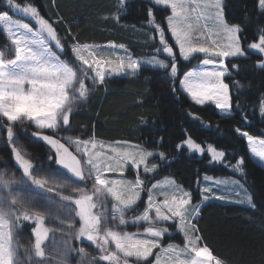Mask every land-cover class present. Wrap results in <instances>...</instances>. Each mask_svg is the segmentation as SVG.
<instances>
[{"label": "snow or ice", "instance_id": "1", "mask_svg": "<svg viewBox=\"0 0 264 264\" xmlns=\"http://www.w3.org/2000/svg\"><path fill=\"white\" fill-rule=\"evenodd\" d=\"M146 2L149 5L147 23L159 33V44L162 52L170 58L168 62L157 55L133 58L125 45L110 42L103 48L73 43L71 52L74 60L79 62L73 63L65 55V46L57 30L35 5L5 0L8 12H20L23 19L14 20L8 12L0 14V35H4L9 42L0 48V118L7 122L6 132L10 143H15L14 126L27 122L38 130L33 131L32 135L50 146L54 155H48V173L40 175L33 171V164L18 147L11 148L23 175L18 180L5 179L0 173V264H49L45 259L44 243L50 231H59L70 238L63 241L62 247H53L56 264H70L72 253L79 256L76 264H98V261L106 264H139L141 261L153 264L149 258L154 255V249H160L155 253L154 264H225L214 257L207 246L198 247L202 237L196 220L200 215L201 204L193 202L190 190L167 178L148 188L138 171L134 180L124 178L126 165L130 166L129 170H138L143 165L145 173L155 172L158 164L149 161V158L158 155L160 161H167L164 152L157 153L142 145H132L127 140L105 145L95 136L82 139L63 135V132L71 129L72 115L87 103L89 89L86 82L89 80L92 85H97L116 76L136 77L142 65L161 70L170 68L169 75L173 82L178 78V60L174 48L154 19L153 5L170 9L167 26L180 58L188 62L199 58L198 54H203L201 68L187 71L179 80V91L186 93L195 105H214L222 116L230 117L233 105L229 85L224 82V78L244 71L237 60L255 54L256 67L264 71V27L257 26L256 38L248 43L247 48L243 47L247 39L243 35L245 25L251 23V13L246 4L235 5L240 16L233 17L236 21L233 22L228 19L226 12L228 0ZM134 3L135 0H118L115 18L119 20L121 15H127ZM255 6L259 9V15L264 16V0H256ZM29 20L37 26L36 29ZM69 35L72 33L69 32ZM117 47L124 49L123 55L107 51ZM156 51L159 53L161 48L158 47ZM13 53L14 58H11ZM228 58H232L230 67L226 64ZM236 84L237 87H243L239 81ZM172 91L177 92L178 89L173 86ZM259 112L264 118V100L260 102ZM242 118L247 122L246 113ZM236 131L245 138L251 155L258 158L254 162L264 167V164L259 163L264 162V139L254 138L239 128ZM162 140L161 137L160 142ZM183 145L192 152L203 151L191 138L177 145L178 149L182 150ZM207 151L212 164H223L233 172L244 175L243 157L231 164L225 161V151L211 145ZM52 163L58 167L51 169ZM108 173H117L119 178H110L106 175ZM89 180L93 181L90 189L87 187ZM204 180L211 181L213 178L205 175ZM197 183L199 186V181ZM221 183L238 185L234 195L241 199L237 202L246 201L255 207L250 195L242 196L244 185L240 181H214L216 185ZM12 185L23 188L13 190ZM30 186L42 191H24ZM162 187H167L170 194L164 192V199L158 202L153 190ZM145 191L147 200L143 202L141 212L139 202L141 193ZM199 191L201 201L213 197L217 200L232 199L231 196L214 193L207 183ZM44 193H54L59 200L44 196ZM109 197L112 201L110 207ZM46 215L54 216L65 227H46ZM23 222L34 224L31 230L34 245L26 247L21 257L20 244L18 240L14 241V232L23 230ZM169 222L174 225L176 232L183 235V248L173 243L162 247V238L173 234V229L166 226ZM142 223L146 225L142 232L126 230L129 224L139 226ZM73 236L76 240H86L95 246L99 252L98 258L93 255L86 260L89 253L84 246L79 249L71 247ZM110 244L114 245V250L109 247ZM33 254L38 259L34 260ZM181 254H185L184 259L179 258Z\"/></svg>", "mask_w": 264, "mask_h": 264}, {"label": "trees", "instance_id": "2", "mask_svg": "<svg viewBox=\"0 0 264 264\" xmlns=\"http://www.w3.org/2000/svg\"><path fill=\"white\" fill-rule=\"evenodd\" d=\"M17 2L35 5L40 14L53 24L65 46L67 59L73 63L76 62L68 49L73 43L123 44L136 56L154 50V42L149 38L151 34L154 36L153 30L146 29L149 5L145 0H135L127 15H121L119 20L115 18L118 0ZM236 4H246L251 13V23L245 25L243 33L247 38L243 44L247 45L256 38L257 26L264 27V16L259 15L256 0H228L226 12L230 20L240 16ZM153 10L154 19L162 23V18L158 17L162 12L159 9ZM5 12H8L5 0H0V13ZM8 14L17 16L14 11ZM5 44V36L0 35V48ZM197 63L199 62L194 60L179 63L175 82L168 69L148 67H142L136 77L116 76L97 85L86 82L89 98L72 115L69 132L73 136H95L97 140L108 142L127 140L148 150L164 152L168 159L160 161L156 157L158 167L149 176L150 180L154 182L168 176L185 190L192 192L193 202L201 204L196 224L202 237V245L207 246L213 256L223 260L225 264H264V168L250 158L245 140L235 131L239 128L253 136L264 137V118L259 112L260 102L264 100V71L256 67L255 54L237 60L244 71L224 78V82L229 85L233 105V114L224 117L212 106L195 105L179 91L178 81L181 75ZM226 64L230 67L232 58L227 59ZM236 81L243 87H237ZM173 86L178 89L177 92L172 91ZM244 113L247 114V122L242 118ZM144 121L147 123H143ZM0 125L5 130L6 123L0 120ZM33 131H36L35 128L27 122L25 125L16 124L13 128V140L32 153L36 165L49 166L48 155H53V152L32 135ZM187 138L199 145L208 143L225 151V161L231 164L243 157L244 175L232 173L230 167L223 164H212L206 154L198 157L188 153L185 146L182 150L178 149L177 145H182ZM12 155L10 142L6 137L0 144V170L5 165L14 166ZM50 167L56 168L54 163ZM204 175L240 178L255 207L248 203L217 200L214 197L200 202L197 182ZM144 196L145 194L142 197Z\"/></svg>", "mask_w": 264, "mask_h": 264}, {"label": "rangeland", "instance_id": "3", "mask_svg": "<svg viewBox=\"0 0 264 264\" xmlns=\"http://www.w3.org/2000/svg\"><path fill=\"white\" fill-rule=\"evenodd\" d=\"M145 1H146V0H145ZM153 8H154V9H159V10L162 12V13H159V16H158V17H161V18H162V23H160V22L157 21V20H155V21H156V23L159 24V25L161 26V28L164 30L165 38H166V40L168 41V43H169L171 46H173V48H174V52H175L176 57H177V60H178V66H179V63H182V61H184V60H183L182 58L179 57V50H178V48L175 46L174 40H173V38H172V36H171V33H170V31L168 30V26H167V16L171 14L170 9H166L163 5H161V6H154V5H153ZM258 10H259V9H258ZM14 12H15V11H14ZM15 13H16L17 16H16V17H15V16L13 17V16L10 15V18H12V19H14V20H21V19H23L22 14H21L20 12H15ZM0 14H4V13H0ZM158 17H156V18H158ZM154 18H155V17H154ZM28 22L31 24V26H32L34 29L37 28V26H36L31 20H29ZM145 25H146V24H145ZM148 27H150V28H148ZM146 29H147L148 31H149V29L153 30L154 36L150 33L151 35L149 36V38L154 42V44H153V45H154V50H152V51H150V52H148V53H146V54H144V55H142V56H136V55L134 54V52H133L131 49H129L128 47L125 46L126 49H127L128 52L133 56V58H136V59H142V58H146V57H149V56H152V55H157L158 58H160V59H164L165 62H168V61L170 60V58H168V57L166 56V54H164V53L162 52V46H160V44H159V33L156 32V30H155L154 27L149 26L148 23H147V28H146ZM5 38H6V37H5ZM8 43H9V42L7 41V44H8ZM109 43H110V42H109ZM109 43H106V44H89V45L101 46V48H103V46L108 45ZM111 43H112V42H111ZM114 44H116V43H114ZM71 45H72V44H71ZM71 45L68 46V47H69L68 49L70 50V52H69V53H70V56H71V55L73 56V54H72V52H71ZM81 45H83V44H81ZM116 45H120V44H116ZM9 46H10V45H9ZM247 46H248V44H247V45H244V44H243V47H244V48H247ZM158 47L161 48V51H160L159 53H157V51H156ZM107 51H109V52H115V53H118V54H121V55L124 54V49H120L119 47H117L116 49H107ZM198 56H199V58H193V59H191L190 61H193V60H194V61H197V62H199V63H197L196 66L190 68L189 70H199V69L201 68V66H202V59H203V54H198ZM11 58H14V53L12 54V57H11ZM73 58H74V57H73ZM228 59H231V58H228ZM190 61H188L187 63H189ZM75 62H76L77 64L79 63V62H77V61H75ZM142 67L152 68V67L149 66V65H142L141 68H142ZM156 69H158V68H156ZM178 69H179V67H178ZM166 70H167V69H166ZM168 70L170 71V68H168ZM189 70H186L185 72H183V74L181 75L180 79L183 78V75H184L187 71H189ZM138 72H139V71H138ZM180 79H179V80H180ZM87 83H91V81L89 80V81H87ZM178 88L180 89L179 81H178ZM181 92H182V91H181ZM182 93H183V92H182ZM183 94L187 97V94H186V93H183ZM187 98H188V97H187ZM188 99L190 100V98H188ZM190 102H192V101L190 100ZM192 103H193V102H192ZM207 105L212 106V107L218 112V114L221 115L220 112H219V110L216 109L214 105H210V104H207ZM197 106H199V105H197ZM204 106H205V105H204ZM232 114H233V111H232ZM221 116H222V115H221ZM0 120H2L3 122H5L6 125H7V122L4 121L2 118H0ZM6 125H4L5 130H4V129L1 127V125H0V144L3 143V142L5 141V138L7 137ZM30 125H31V124H30ZM31 126L34 127V125H31ZM34 128H35V127H34ZM35 130L38 131L37 129H35ZM235 131H236V129H235ZM241 131H243V130H241ZM236 133H237V131H236ZM237 134H238V133H237ZM63 135L67 136V135H71V134H70L69 131H66V132H64ZM238 135H239V134H238ZM250 135H251V134H250ZM5 136H6V137H5ZM71 136H73V135H71ZM239 136H240V135H239ZM252 136H253V135H252ZM77 137L82 138V136H79V135H77V136H73V138H77ZM240 137H241L242 139L245 140V138H243L242 136H240ZM253 137H254V138H257V139H264V137H258V136H253ZM88 138H91V137L84 136V138H82V139H88ZM187 139H188V138H187ZM96 140H97V139H96ZM13 141H14L15 143H14V144L10 143V147H11V148H12L13 146L18 147V149H19V150L21 151V153L25 156V158L29 159L30 162L33 164V171H34V172H37V173L40 174V175H44V174L48 173L49 166L36 165V164H35L34 157L32 156V153L28 152L27 149H25V148L23 147V145H22L21 143H19L18 141H16V140H13ZM98 141H102L105 145L110 144V143H113V142H108V141H103V140H98ZM65 142H66V141H65ZM245 143H246V147H247L246 149H247V151H248V154H249L250 158H251L253 161H254V160H255V161H258V158H255V157H253V156L251 155L246 140H245ZM130 144H132V145H137V144H134V143H131V142H130ZM182 144H183V142H182ZM198 145H199V144H198ZM210 145H211V144H208V143H206L205 145H199V146L203 149L202 152H192L191 150H189V149L187 148L186 145H183V146L186 147L188 153L196 154V156H198V157H203V155L206 154V156L210 159V155H209V153H208V151H207V149H208V147H209ZM211 146H212V145H211ZM213 147H214V146H213ZM215 148H216V147H215ZM216 149H217V148H216ZM217 150H218V149H217ZM153 151L159 153V151H157V150H153ZM156 157L159 159V156L156 155V156H154V157H150V158H149V161H151V162H155ZM159 160H160V159H159ZM12 161H13V163H14V164H13L14 166H13V167H9V166L5 165V166L0 170V173H3L5 179H17V180H18V179H20V178L22 177V175H23V173H22V169H20V168L18 167V165H17V163H16V161H15L14 155H12ZM259 163L264 164V162H259ZM256 164H257V163H256ZM143 167H144V166L141 165L140 168H139L138 170H129V169H130V166H129V165H126V166H125L124 178L129 179V180H134V179L136 178V173H137V171H138V172H139V175H140L142 178L145 179V186L148 187V188H150L152 184H154V183H159V182L165 180L166 178H167V179H172L171 177L163 176V177H161V178H159V179H157V180H154V182H153V180H150V177L152 176V174H153L154 172H152V173H145V172L143 171ZM263 168H264V167H263ZM51 169H56V168H52V167H51ZM231 171H232V170H231ZM232 173H235V172L232 171ZM236 174H238V173H236ZM106 175H108L110 178H119V175H118L117 173H108V174H106ZM239 175H240V174H239ZM149 176H150V177H149ZM207 176H208V175H207ZM204 177H205V175L201 177V179H200V181H199L198 189H199L200 187H203V186L207 183L209 186H211V187L213 188V192H214V193L222 194V195H224V196H231V197H232V199H230V200L225 199L226 201H239V200L241 199V197H236V196L234 195V191H235L236 188H238V185L234 186V185H232V184H230V183H227V184H225V183H221V184H219V185L214 184V181H215V180H221V181H223V180H229V181H230V180H232V179L238 180V181H240L241 184H243V182L241 181L240 178H237V177H235V176H234V177H233V176H232V177H227V176H219V177H215V176H214V177H213V176H209V177H212L213 180H211V181H205V180H204ZM25 179H26V178H25ZM172 180H173V179H172ZM174 181H175V180H174ZM81 183H83V182H81ZM92 183H93L92 180L87 181V187H88V189L91 188ZM150 183H151V184H150ZM178 185H179V184H178ZM11 188H12L13 190H17V189H22L23 186H20V185H12ZM28 190H35L36 192H41V191H42V190H39V189H35V186H30L29 189H24V191H28ZM164 192H169V189H168L167 187H162V188H157V189H154V190H153L154 196H155V198H156V200H157L158 202H159V201H162V200L164 199V195H163ZM241 193H242V196H243V195H250V194L247 192V190L245 189V187H244L243 189H241ZM143 194H145L144 197H142ZM169 194H170V192H169ZM43 195H44V196H52L54 199L59 200V197H56V196L54 195V193H44ZM199 197H200V202H202V201H201V193H200V191H199ZM141 198H142V199H141V202H139V203H140V211L142 212L143 207H144V203H143V202L147 200V192H146V191L141 193ZM41 199H43V198L41 197ZM111 203H112V201H111V198L109 197V198H108V204H109V207H110ZM197 203H199V202H197ZM244 203H247V202L245 201ZM248 205H249V204H248ZM73 207H74V206H73ZM150 215L154 216V213H151ZM23 223H24V228H23V230H20V231L14 232V241H15V240H18V241H19V244H20L19 254H20L21 257L24 256V249H25L26 247H27V248H31L32 245H34V237L32 236V231H31L32 228L34 227V224H33V223H29V222H23ZM44 224H45L46 227H48V228H50V229H53V228L59 229V228L65 227L64 225L60 224V222H59L58 219H56L54 216H49V215H46V216H45V222H44ZM76 226L78 227V218H76ZM145 226H146V225H144L143 223H142L141 225H139V226H134V225L129 224V225L126 226V230H128V231H133V232H135V231H140V232H142L143 227H145ZM166 226H168L169 228L173 229V234H172L171 237H169L168 235H165V236L162 238V247H166L169 243H173V244L177 245L179 248H183V245H184V238H183V235H182V234H179L178 232H176V231H175V228H174V225H172L170 222L167 223ZM69 239H70L69 237L63 235V234H62L61 232H59V231H56V232H52V231H50V232H49L48 238L45 240V243H44L45 252H46V257H45V259L49 262V264H56V260L53 258V257L55 256V253H54V251H53V247H54L55 245H59V246L62 247V246H63V241H65V240H69ZM70 246H71V247H74V248H76V249H79V247L84 246V247L86 248V251L89 253L88 257L85 258L86 260H87V259H91L93 255H96L97 258H98V255H99L98 249H96L95 246L91 245L90 242H88V241H86V240L83 241V242H81V241H79V240H76V239L74 238V236H73V237L71 238V240H70ZM109 247H110L111 249L114 250V245H111V244H110ZM198 247H204V246L202 245L201 242H199V243H198ZM158 251H160V249H154V255H153L152 257L149 258V259L153 262V264H154V261H155V253L158 252ZM187 255H189V256H194L193 253H188ZM179 258H180V259H184V258H185V254H181V256H180ZM33 259L35 260V259H38V258L34 257V254H33ZM78 259H79V256L77 255V253H72V254L70 255V257H69L70 264H76V262H77ZM98 264H103V261H98ZM105 264H106V263H105ZM139 264H146V262L141 261V262H139Z\"/></svg>", "mask_w": 264, "mask_h": 264}, {"label": "water", "instance_id": "4", "mask_svg": "<svg viewBox=\"0 0 264 264\" xmlns=\"http://www.w3.org/2000/svg\"><path fill=\"white\" fill-rule=\"evenodd\" d=\"M37 139V138H36ZM39 141V140H38ZM40 142H43V141H40ZM44 143V142H43ZM45 144V143H44ZM48 146V145H47ZM49 148H50V146H48ZM52 151V150H51ZM53 152V151H52ZM53 154H54V152H53Z\"/></svg>", "mask_w": 264, "mask_h": 264}, {"label": "flooded vegetation", "instance_id": "5", "mask_svg": "<svg viewBox=\"0 0 264 264\" xmlns=\"http://www.w3.org/2000/svg\"><path fill=\"white\" fill-rule=\"evenodd\" d=\"M54 155V154H53ZM56 166V168L58 167L57 165H55Z\"/></svg>", "mask_w": 264, "mask_h": 264}]
</instances>
